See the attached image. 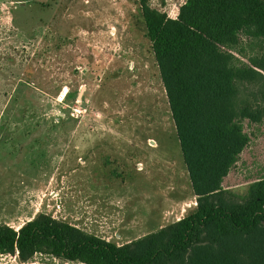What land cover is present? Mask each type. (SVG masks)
Segmentation results:
<instances>
[{
    "label": "rangeland",
    "instance_id": "obj_1",
    "mask_svg": "<svg viewBox=\"0 0 264 264\" xmlns=\"http://www.w3.org/2000/svg\"><path fill=\"white\" fill-rule=\"evenodd\" d=\"M184 1L149 4L175 18ZM242 127L249 142L222 182L238 199L264 178V118ZM192 203L137 0H0V225L45 214L119 246Z\"/></svg>",
    "mask_w": 264,
    "mask_h": 264
},
{
    "label": "trees",
    "instance_id": "obj_2",
    "mask_svg": "<svg viewBox=\"0 0 264 264\" xmlns=\"http://www.w3.org/2000/svg\"><path fill=\"white\" fill-rule=\"evenodd\" d=\"M137 0L195 197L184 218L119 245L39 214L0 225V254L77 264H264V178L245 197L222 188L264 118V0H185L175 18ZM242 39L252 52L244 55ZM245 56V55H244ZM254 85L251 99L240 85Z\"/></svg>",
    "mask_w": 264,
    "mask_h": 264
},
{
    "label": "crops",
    "instance_id": "obj_3",
    "mask_svg": "<svg viewBox=\"0 0 264 264\" xmlns=\"http://www.w3.org/2000/svg\"><path fill=\"white\" fill-rule=\"evenodd\" d=\"M179 205H181V204H179ZM195 206H196V203H195V197H194V203H192V205H190V207L188 206V205H184L183 206V204L177 209V207H173L172 209L173 210H175V221H173L172 223H174V222H176V221H179L180 219H182V218H184L185 216H187V215H189L194 209H195ZM164 213V212H163ZM170 215L171 214V212H167L166 213V215ZM172 214H174V211H173V213ZM164 214H162V216L160 217V220L158 221V222H155V224L153 225V226H151V225H148V228H152V230H150V232H148L147 234H145V235H148V234H151V233H154V232H156L157 230H159V229H161V228H163V227H165V226H167V225H165L164 224V222H163V219H164ZM132 218L130 219V227H132ZM147 222H148V219H147ZM145 235H142V236H139V237H137V238H132V239H127V241L124 243V244H126V243H129V242H131V241H133V240H136V239H138V238H141V237H143V236H145ZM123 245V244H122Z\"/></svg>",
    "mask_w": 264,
    "mask_h": 264
},
{
    "label": "built area",
    "instance_id": "obj_4",
    "mask_svg": "<svg viewBox=\"0 0 264 264\" xmlns=\"http://www.w3.org/2000/svg\"><path fill=\"white\" fill-rule=\"evenodd\" d=\"M65 93V92H64ZM63 96V95H62Z\"/></svg>",
    "mask_w": 264,
    "mask_h": 264
}]
</instances>
